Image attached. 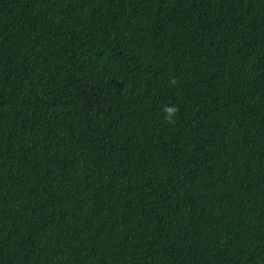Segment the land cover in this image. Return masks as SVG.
<instances>
[{"label": "trees", "instance_id": "trees-1", "mask_svg": "<svg viewBox=\"0 0 264 264\" xmlns=\"http://www.w3.org/2000/svg\"><path fill=\"white\" fill-rule=\"evenodd\" d=\"M0 264H264V0H0Z\"/></svg>", "mask_w": 264, "mask_h": 264}, {"label": "clouds", "instance_id": "clouds-1", "mask_svg": "<svg viewBox=\"0 0 264 264\" xmlns=\"http://www.w3.org/2000/svg\"><path fill=\"white\" fill-rule=\"evenodd\" d=\"M173 111H175V109H173V108H168V109H167V112H168L169 114H171Z\"/></svg>", "mask_w": 264, "mask_h": 264}]
</instances>
